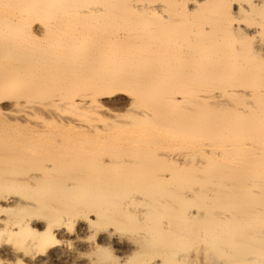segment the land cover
Wrapping results in <instances>:
<instances>
[{
	"label": "bare ground",
	"instance_id": "bare-ground-1",
	"mask_svg": "<svg viewBox=\"0 0 264 264\" xmlns=\"http://www.w3.org/2000/svg\"><path fill=\"white\" fill-rule=\"evenodd\" d=\"M263 29L264 0H0V264H264Z\"/></svg>",
	"mask_w": 264,
	"mask_h": 264
},
{
	"label": "rangeland",
	"instance_id": "rangeland-1",
	"mask_svg": "<svg viewBox=\"0 0 264 264\" xmlns=\"http://www.w3.org/2000/svg\"><path fill=\"white\" fill-rule=\"evenodd\" d=\"M240 2L242 3H248V0H245V1H243V0H240ZM238 2L237 1H235V4L234 5H236ZM161 8V7H160ZM165 8V7H164ZM163 9V8H162ZM163 14V15H168V13H166V10L164 9V11L163 12H158V13H156V14H150V17H152V18H156V17H159L158 15H160V14ZM154 16V17H153ZM241 22H243V21H241ZM244 23V22H243ZM242 23V24H243ZM118 29H120V28H117V29H113V32H115V33H121V29H120V31L118 32ZM260 36L264 39V29H263V31H262V33L260 34ZM88 38H91V37H88ZM120 95H118V96H116V97H114L113 99H114V101L116 102V100H117V102L119 103V105L117 104L116 105V103L114 104V101H113V105H112V103H108L107 104V107H110V109L112 110V111H107V110H105V109H103V110H105V111H101V113L100 112H97V113H92L91 111L90 112H88V109H75L74 107H72V106H68V105H64V106H66V107H64V106H61L60 107V105L57 107V106H52V108H53V110L56 108V112H61V113H67L66 115H71V116H75V117H80V118H82V119H90L91 117H96V119L94 120V122L97 124V125H101V124H103L104 122H109V121H112V120H114V119H118V120H121V121H130L132 118V115H133V113L131 112V111H129L128 110V108H127V102H125V100H126V97L125 96H122L121 95V97H119ZM116 98V99H115ZM118 98V99H117ZM112 99V100H113ZM120 99V100H119ZM34 103V101L33 102H26L25 104L26 105H31V104H33ZM126 103V104H125ZM121 104V105H120ZM112 106V107H111ZM120 107V108H119ZM51 108V107H50ZM61 108V109H60ZM63 108V109H62ZM68 109V111H67V109ZM137 108V107H136ZM58 109H60V110H58ZM116 109V110H115ZM118 111V112H117ZM82 114H81V113ZM110 113V114H109ZM99 114V115H98ZM108 114V115H107ZM117 114V115H116ZM45 115H46V113H45ZM44 115V113H41V116H45ZM69 115V116H70ZM106 115V116H105ZM116 115V116H115ZM47 117V116H46ZM103 117V118H102ZM173 147V146H172ZM174 147H176V145L174 146ZM204 147H206V149H208V147L209 146H204ZM170 148H171V146H170ZM198 259V257H196V260Z\"/></svg>",
	"mask_w": 264,
	"mask_h": 264
}]
</instances>
